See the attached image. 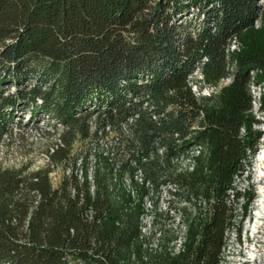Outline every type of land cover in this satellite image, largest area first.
Listing matches in <instances>:
<instances>
[{
	"label": "trees",
	"instance_id": "1",
	"mask_svg": "<svg viewBox=\"0 0 264 264\" xmlns=\"http://www.w3.org/2000/svg\"><path fill=\"white\" fill-rule=\"evenodd\" d=\"M258 1L0 0V142L19 107L63 125L46 166L0 165V264L221 263L234 181L261 137ZM197 83L212 92L197 95ZM79 135L88 149L72 161ZM162 185L191 212L181 236L155 242L145 199Z\"/></svg>",
	"mask_w": 264,
	"mask_h": 264
},
{
	"label": "rangeland",
	"instance_id": "2",
	"mask_svg": "<svg viewBox=\"0 0 264 264\" xmlns=\"http://www.w3.org/2000/svg\"><path fill=\"white\" fill-rule=\"evenodd\" d=\"M262 6L260 15L254 20L259 26L264 22V0H259ZM189 18H192L189 15ZM199 21H197V25ZM197 27V26H196ZM238 48V42L230 43V50ZM192 79L197 80L200 70L195 68ZM255 73H251L250 90L253 98L251 113L257 120L255 129L260 130L261 137L256 150L249 157V163L243 173L235 178L234 186L241 193L235 201L236 226L228 232L227 246L224 249L220 264H264V84L254 81ZM230 82V77L220 81V85ZM7 93H16L17 86L10 84L4 86ZM197 95H208L213 87L202 86L199 83L192 85ZM97 115L91 114V119ZM28 107H19L14 118L8 117L9 121L3 132L0 142V165L3 167L20 168L26 166L27 170H34L47 165L49 150L56 142L63 125L55 118L44 116L31 118ZM88 139L77 136L72 144L71 160L85 154L88 149ZM70 160V161H71ZM72 163V162H71ZM67 164V171L74 169L80 173L79 162ZM73 165V166H72ZM65 166L60 165L51 173L54 186L60 182L65 171ZM148 208L147 216L144 217V232L155 233L157 238L164 241L183 234V223L191 212V205L182 197V193L173 185H162L151 190L145 199ZM75 264V263H73Z\"/></svg>",
	"mask_w": 264,
	"mask_h": 264
}]
</instances>
